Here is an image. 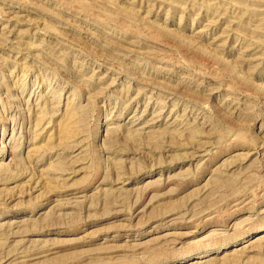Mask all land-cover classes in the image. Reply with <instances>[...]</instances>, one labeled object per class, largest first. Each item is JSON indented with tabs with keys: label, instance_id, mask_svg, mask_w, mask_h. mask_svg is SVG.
Segmentation results:
<instances>
[{
	"label": "rangeland",
	"instance_id": "374dc122",
	"mask_svg": "<svg viewBox=\"0 0 264 264\" xmlns=\"http://www.w3.org/2000/svg\"><path fill=\"white\" fill-rule=\"evenodd\" d=\"M0 264H264V0H0Z\"/></svg>",
	"mask_w": 264,
	"mask_h": 264
}]
</instances>
